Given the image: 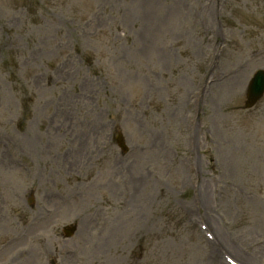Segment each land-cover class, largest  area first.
Returning a JSON list of instances; mask_svg holds the SVG:
<instances>
[{"label": "rangeland", "instance_id": "374dc122", "mask_svg": "<svg viewBox=\"0 0 264 264\" xmlns=\"http://www.w3.org/2000/svg\"><path fill=\"white\" fill-rule=\"evenodd\" d=\"M258 69L264 0H0V264H264Z\"/></svg>", "mask_w": 264, "mask_h": 264}, {"label": "water", "instance_id": "95a60500", "mask_svg": "<svg viewBox=\"0 0 264 264\" xmlns=\"http://www.w3.org/2000/svg\"><path fill=\"white\" fill-rule=\"evenodd\" d=\"M264 92V71L259 70L256 72L255 76L252 78L248 91H247V103L246 106H252L258 98Z\"/></svg>", "mask_w": 264, "mask_h": 264}, {"label": "bare ground", "instance_id": "6f19581e", "mask_svg": "<svg viewBox=\"0 0 264 264\" xmlns=\"http://www.w3.org/2000/svg\"><path fill=\"white\" fill-rule=\"evenodd\" d=\"M201 199V198H200ZM201 202H202V204H203V206H205V205H207V200H206V197H205V195H204V199L202 200L201 199ZM207 224H209V222H208V220H207ZM220 242V241H219ZM212 247H213V245H212ZM214 257V255H212V258ZM210 259V258H209Z\"/></svg>", "mask_w": 264, "mask_h": 264}]
</instances>
